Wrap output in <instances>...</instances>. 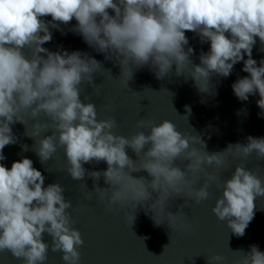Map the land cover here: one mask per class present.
<instances>
[{
	"label": "clouds",
	"instance_id": "1",
	"mask_svg": "<svg viewBox=\"0 0 264 264\" xmlns=\"http://www.w3.org/2000/svg\"><path fill=\"white\" fill-rule=\"evenodd\" d=\"M46 16L52 20L42 19ZM73 18L77 23L71 30L105 53L106 59L115 58L127 85L135 69L148 66L157 79H163L173 74L175 65L177 77L191 78L199 92L210 93L213 76L226 78L243 61L242 70L249 75L231 85L233 93L241 101L258 93L256 103L264 112V59L257 66L252 58L257 37L264 52V0H0V161L6 159L5 146L16 143L11 125H25L21 114L30 112L35 123L31 134L25 125V135L35 140L32 150L40 162L52 158L57 144L61 146L72 179L91 178L94 192L108 210L117 204L127 209L130 225L144 208L157 226L167 223L171 230L188 229L183 208L190 207L188 200H207L210 181H218L220 194L211 211L232 234L244 236L254 218V201L264 197V180L244 164L222 181L209 169L224 166L230 156L247 159L255 153L264 159V138L248 136L247 143L229 144L210 154L200 135L190 128L182 133L169 120L158 124L138 120L137 126L148 128L147 133L130 138L116 135L115 119L98 120L96 106L80 99L79 86L85 80L91 84L102 65L80 51L52 52L42 47L52 39L49 25L59 29L55 22L67 25ZM186 31L201 43L210 42L209 50L200 53L199 64L190 59L193 48L185 50ZM186 112L190 115L188 106ZM41 113L46 123L36 119ZM42 130L52 134L37 142ZM23 151H28L27 145ZM101 161L106 162V170L88 171L83 166ZM142 171L147 177L132 175ZM101 177L105 188L98 186ZM44 180L29 158L14 161L10 169L0 163V253L7 250L23 264H44L51 248L62 253L65 264H79L78 248L84 240L72 227L67 211L71 201L65 199L59 183L44 187ZM176 198H184L185 203L172 213L168 209ZM45 233L51 244L44 241ZM232 252L237 254L234 264H264V252L257 245H250L247 252ZM225 259L216 254L207 262L223 264Z\"/></svg>",
	"mask_w": 264,
	"mask_h": 264
},
{
	"label": "water",
	"instance_id": "2",
	"mask_svg": "<svg viewBox=\"0 0 264 264\" xmlns=\"http://www.w3.org/2000/svg\"><path fill=\"white\" fill-rule=\"evenodd\" d=\"M109 14L114 15L111 9ZM42 19L46 22L52 20L51 16ZM55 23L59 25V29L49 25L52 39L42 47L52 52L80 51L102 65L93 74L91 84L85 80L79 86L80 99L96 106L98 120L114 118L116 126L112 131L116 135L130 138L137 132L147 133L148 128L137 126L138 120L151 121L154 124L169 120L182 133L191 129L200 135L206 143V151L210 154L223 151L229 144L247 143L248 136L264 138V112L256 103L260 99L259 94L250 95L247 101H241L234 95L231 87L238 78L249 75L242 70L243 61L234 65L228 77L213 76L211 84L214 85V91L210 93L199 92L191 78L186 80L184 76L177 77L174 74L175 65L173 74L163 79H157L148 66L135 70L133 66L129 71L134 70V73L127 85L128 78L121 75V68L115 58L106 59L105 53L90 47L81 35L71 30L77 23L74 18L67 25ZM185 35L189 40L185 50L192 47L194 54L190 59L194 64H199V55L202 51L209 50L210 42L201 43L199 37L191 31H186ZM256 39L252 58L259 66V61L264 59V52L260 51L259 38ZM24 51L31 56L29 49ZM244 58L247 59V55ZM186 106L191 110L190 115L186 112ZM185 115H188L187 120L182 117ZM21 118L28 134H31L35 121L30 112L22 113ZM36 119L41 123L47 122L43 113ZM25 125L19 122L11 125L16 143L5 146L3 155L6 159L0 163L10 169L14 161L29 158L33 161V167L44 176V187L59 183L65 189L63 195L72 204L67 210L74 221L72 227L80 231L84 240V244L78 248L79 264H208L207 257L216 254L226 258L223 264H234L237 254L232 251L243 249L247 252L250 245H257L264 252V197H258L254 201V218L242 237L232 234L226 223L218 220L211 211L216 197L220 194L216 188L218 181H210L211 195L207 200L200 203L188 200L190 207L183 208L185 222L191 225L190 228L171 230L167 223L157 226L152 214L144 208H139L134 222L130 225L125 215L127 209H121L117 204L111 206L112 210H108L106 202L101 201L94 192L91 178L86 175L83 180L72 179L67 172L68 163L61 146L57 144V151L52 158L42 164L32 150L35 140L25 135ZM45 131L42 130L36 136L37 142L41 136L52 134L51 130ZM25 145L28 146V151H23ZM127 152L133 160L136 159L131 149H127ZM239 164H244L264 180V159H259L255 153L247 159L230 156L224 166L209 171L219 176L222 181L231 178ZM83 166L88 171L107 168L104 161ZM132 175L147 177V173L143 171ZM97 183L101 188L108 186L103 177ZM202 183L203 179L197 186ZM170 203L168 211L176 213L185 203V199L176 198ZM43 239L51 244L52 238L47 233L43 234ZM166 245L168 246L165 248ZM47 256L44 264H65L61 252H52L49 248ZM0 264H23V260L14 258L5 250L0 253Z\"/></svg>",
	"mask_w": 264,
	"mask_h": 264
}]
</instances>
